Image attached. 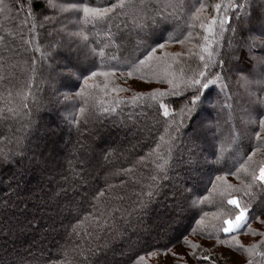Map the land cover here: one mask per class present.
Listing matches in <instances>:
<instances>
[{
    "label": "trees",
    "instance_id": "16d2710c",
    "mask_svg": "<svg viewBox=\"0 0 264 264\" xmlns=\"http://www.w3.org/2000/svg\"><path fill=\"white\" fill-rule=\"evenodd\" d=\"M84 2L0 0V264H264V0H121L95 24L59 7ZM216 3L243 7L220 12L212 103L182 114ZM169 80L168 117L133 100ZM232 196L249 219L225 234Z\"/></svg>",
    "mask_w": 264,
    "mask_h": 264
},
{
    "label": "snow or ice",
    "instance_id": "6c2138e0",
    "mask_svg": "<svg viewBox=\"0 0 264 264\" xmlns=\"http://www.w3.org/2000/svg\"><path fill=\"white\" fill-rule=\"evenodd\" d=\"M105 3L108 6L105 7H93L90 6V4L85 0L84 3H73L68 5H59L61 11H67L68 9L76 10V11H82L83 17L82 19L86 23H98L99 21L105 20L109 17V14L114 13V10L117 8H120L123 6L121 0H118L117 3H110L109 0H105ZM49 6L56 8L58 5L55 3H52V0H49ZM207 7L205 4L201 3L200 7L196 9V13H199L203 8ZM213 9L217 13L216 15L211 16L210 19L207 20L205 23L204 21L200 22V27L204 30V44L199 45V47L202 48L203 52L207 53V59L208 62L205 63V56L200 55L199 61L201 62L202 66H198L196 68H193L191 66L188 67L187 71L192 73L187 77V79L181 81L183 86L186 89L191 90V95L189 100L186 102L185 108L181 109L182 114L184 113L185 109L187 112L191 113L194 110L198 108L199 105L205 103V101L212 103V98L208 96V90L210 89V86L217 83V81L220 79V74L217 73L215 79H210L209 75L211 74V68H212V57L213 52L211 51L212 48V40L215 39L216 36L219 35V32H217V26L220 30H223L224 25L230 17L227 15L221 16L220 12L222 9L227 10L229 8H240L243 7V5L235 4V3H229V4H223V3H216L212 5ZM47 20L48 18L45 17ZM71 36H78L83 40H87V36L84 35L82 32H75L70 33ZM169 40H173L177 43H184V40L189 39L188 36L184 37V40L180 39L179 36H173L172 34H169L168 36ZM167 43V41H165ZM165 43H158L155 47H152L150 51H147V55L144 57V59L139 60L140 65H145L147 61H150L154 58V53H156L157 49H163L165 47ZM147 50V49H146ZM179 55V54H177ZM156 59H159L156 57ZM35 63V61H33ZM219 63H223L222 61ZM130 67H133L134 70H138L135 68V62H133ZM86 69L76 68L74 70H70L69 75L75 77L76 79L80 78V75H82L83 71ZM183 71V70H182ZM111 72H97L92 71L90 72L91 77H95L97 75H102L104 77L110 76ZM132 73L129 71L128 75L130 76ZM83 79L85 81V84H87V81L89 80V76H83ZM168 83L172 86V90L169 92L167 90H153L150 93H138L136 97H133V100L138 99L139 97H147L148 103L146 106L151 105H158L159 109H163V116L168 117L170 115L169 113V107L168 103L165 102L164 97L167 96H177L180 93L177 91V85L173 83L172 80H169ZM106 86V85H105ZM81 93H77V95H80ZM84 109L81 108V112H83ZM259 126L261 129H264V116H261L259 118ZM257 138H261L260 132L256 133ZM255 151V149H254ZM0 158H7L6 153H0ZM243 167V166H242ZM219 179V177H217ZM253 181L260 180L264 182V165H262L259 169V175L256 176L255 174L252 175ZM151 195V193L149 194ZM228 204L235 206L238 211L236 212L233 219H226L223 221L224 227L222 229L223 233L225 234H233L237 231L241 230L245 225L246 222L249 219V207L247 205L241 206L240 202L237 200L235 196H232L230 199H228ZM197 223H201V221H197ZM186 239V238H185ZM255 249V245L249 249V254L253 255ZM205 259H207L205 257Z\"/></svg>",
    "mask_w": 264,
    "mask_h": 264
},
{
    "label": "rangeland",
    "instance_id": "374dc122",
    "mask_svg": "<svg viewBox=\"0 0 264 264\" xmlns=\"http://www.w3.org/2000/svg\"><path fill=\"white\" fill-rule=\"evenodd\" d=\"M223 158L225 159V156H223ZM221 161H223V160H221ZM240 260V259H239Z\"/></svg>",
    "mask_w": 264,
    "mask_h": 264
}]
</instances>
